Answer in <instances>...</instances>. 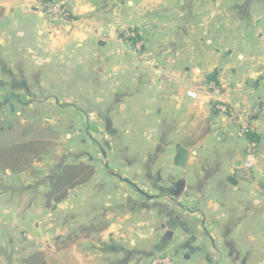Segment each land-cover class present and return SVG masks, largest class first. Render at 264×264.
Wrapping results in <instances>:
<instances>
[{
    "label": "crops",
    "instance_id": "crops-1",
    "mask_svg": "<svg viewBox=\"0 0 264 264\" xmlns=\"http://www.w3.org/2000/svg\"><path fill=\"white\" fill-rule=\"evenodd\" d=\"M65 1L53 23L39 0H0V90L65 96L106 128L63 163L0 171V264H264V0ZM65 165L94 173L46 212Z\"/></svg>",
    "mask_w": 264,
    "mask_h": 264
},
{
    "label": "rangeland",
    "instance_id": "rangeland-1",
    "mask_svg": "<svg viewBox=\"0 0 264 264\" xmlns=\"http://www.w3.org/2000/svg\"><path fill=\"white\" fill-rule=\"evenodd\" d=\"M128 14L132 15L131 12ZM123 33L125 45L142 54L148 46L149 31L134 25ZM212 81L211 76L209 83ZM15 93L17 97H13L9 90H0V171L18 173L31 171L34 163L49 165L56 152H59L60 160L55 157L54 161L63 163L61 154L79 149L84 143L87 145L91 142L92 148L101 147L97 133L103 131L106 125L98 121L92 125L88 112L82 107H72L65 96V100L57 102L37 99L32 92ZM89 174L90 171H86L83 177ZM50 190L51 186L48 192ZM48 192L45 194L46 212L52 211L56 204L53 199H48Z\"/></svg>",
    "mask_w": 264,
    "mask_h": 264
},
{
    "label": "built area",
    "instance_id": "built-area-1",
    "mask_svg": "<svg viewBox=\"0 0 264 264\" xmlns=\"http://www.w3.org/2000/svg\"><path fill=\"white\" fill-rule=\"evenodd\" d=\"M45 13L49 16L53 23H63L70 21L71 13L69 11L67 1L58 0L52 3L42 6ZM210 89L216 94L221 95V89L214 84H210ZM221 112H228L227 107H219ZM249 132V127L247 125H242L239 129L238 137L246 138L247 133ZM257 149L258 143L249 141L246 147V157L243 166L238 169L235 173V176L241 180H251L253 177V171L257 163ZM148 264H179L171 256H157L150 260Z\"/></svg>",
    "mask_w": 264,
    "mask_h": 264
},
{
    "label": "trees",
    "instance_id": "trees-1",
    "mask_svg": "<svg viewBox=\"0 0 264 264\" xmlns=\"http://www.w3.org/2000/svg\"><path fill=\"white\" fill-rule=\"evenodd\" d=\"M42 6H46L49 3L58 0H39ZM15 97V95H12ZM247 137L251 142L259 141V138L255 136L253 133H247ZM86 171H90V174L83 177ZM84 172V174H82ZM94 171L91 167L84 165H76L64 167L56 176L55 179L51 182V190L48 192V199L52 200L56 203L61 202L68 195V192L73 187L85 183L88 181L93 175Z\"/></svg>",
    "mask_w": 264,
    "mask_h": 264
},
{
    "label": "water",
    "instance_id": "water-1",
    "mask_svg": "<svg viewBox=\"0 0 264 264\" xmlns=\"http://www.w3.org/2000/svg\"><path fill=\"white\" fill-rule=\"evenodd\" d=\"M225 137V136H224Z\"/></svg>",
    "mask_w": 264,
    "mask_h": 264
}]
</instances>
